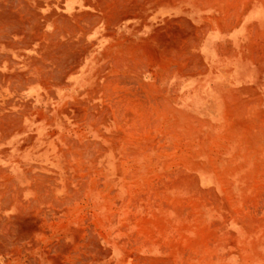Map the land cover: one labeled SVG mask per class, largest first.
<instances>
[{
    "label": "rangeland",
    "instance_id": "374dc122",
    "mask_svg": "<svg viewBox=\"0 0 264 264\" xmlns=\"http://www.w3.org/2000/svg\"><path fill=\"white\" fill-rule=\"evenodd\" d=\"M76 1L1 70L0 264H264V0Z\"/></svg>",
    "mask_w": 264,
    "mask_h": 264
},
{
    "label": "bare ground",
    "instance_id": "6f19581e",
    "mask_svg": "<svg viewBox=\"0 0 264 264\" xmlns=\"http://www.w3.org/2000/svg\"><path fill=\"white\" fill-rule=\"evenodd\" d=\"M85 1V0H84ZM90 1V5L92 3V0ZM107 1L105 3H108V0H102ZM111 1V0H110ZM116 1V0H114ZM203 1V0H202ZM67 0H0V90H2L4 87V85L6 83H10L11 80L10 78L14 77V73L11 77V75H8L7 73L4 74L1 70L2 68H7L10 69V71H15V63L17 58L22 55V52H32L34 51V49L36 48V46L40 47V51H44L45 48L43 47L45 44L44 42H42L41 38H37L38 35H40L42 33V30H44L45 28H48L49 26H56L58 24H60V26L67 25L66 22L69 23H73V22H78L82 19V16L84 13L82 14V6L80 7H75L76 12L72 15V16H65L64 14H59L57 13V11H59V9L63 7V4L66 3ZM77 3L79 2V0L76 1ZM99 2V1H98ZM119 2V1H118ZM132 2V1H131ZM144 2V1H143ZM205 2V1H204ZM81 3V2H80ZM82 4V3H81ZM96 4V3H95ZM94 4V5H95ZM101 4V3H98ZM104 4V3H102ZM111 4V3H110ZM142 4V3H141ZM86 5V4H85ZM105 5V4H104ZM103 5V6H104ZM129 5V4H128ZM101 6V5H99ZM127 6V5H126ZM125 6V7H126ZM140 6V5H139ZM96 7V6H94ZM64 8V7H63ZM97 8V7H96ZM101 8L102 7H98ZM97 8V10H98ZM104 8V7H103ZM100 9V10H101ZM127 9V8H126ZM99 10V11H100ZM137 10V9H136ZM102 12V11H101ZM61 13V12H60ZM63 13V12H62ZM88 13H90L88 11ZM149 15V14H148ZM69 16V17H68ZM59 19L62 20V22L64 23H60ZM106 19V18H105ZM174 20V19H173ZM84 21V20H83ZM99 21V20H98ZM43 22V23H41ZM41 23V24H40ZM102 23V22H101ZM76 26V25H75ZM67 27V26H66ZM51 30V29H50ZM181 30V29H180ZM92 31V30H91ZM89 31V32H91ZM95 31V30H94ZM171 32V31H170ZM56 33V32H55ZM173 34V33H172ZM49 35V34H48ZM55 35V34H54ZM86 35V34H85ZM88 35V34H87ZM182 35V34H181ZM179 35V37L181 36ZM51 36V35H49ZM177 36V34H176ZM61 38V37H60ZM85 38V36L83 37ZM158 38V37H157ZM161 38V36H160ZM46 39V38H45ZM53 39V38H52ZM73 40V38H70V40ZM80 39V38H79ZM166 39V38H165ZM48 40V39H47ZM49 42L50 39L48 40ZM162 42V39L160 40ZM41 42L44 44L42 45ZM68 42V40H67ZM74 42V41H73ZM173 42V41H172ZM70 43V42H69ZM68 44V43H67ZM71 44V43H70ZM179 44V43H178ZM49 45V44H48ZM176 45V44H175ZM50 46V45H49ZM52 46V45H51ZM62 46H65V44L63 43ZM76 46V45H75ZM79 46V45H77ZM35 47V48H34ZM48 47V46H47ZM50 48V47H48ZM47 48V49H48ZM74 48V47H73ZM144 48H146L144 46ZM64 49V48H63ZM66 49V48H65ZM69 50V49H68ZM146 50V49H145ZM64 53H59L61 55H65V50H63ZM89 51V50H88ZM66 52L67 49H66ZM71 52V51H70ZM86 52V51H85ZM170 53V52H168ZM46 54V53H45ZM71 54V53H70ZM78 54V55H77ZM76 56H83L79 55V53H77ZM165 54V53H164ZM181 54V53H180ZM45 56V55H42ZM50 54H47L46 57L44 58H49ZM32 58V57H31ZM35 58V57H33ZM43 58V57H42ZM80 58V57H79ZM176 58V57H175ZM36 59V58H35ZM34 59V60H35ZM65 59V58H64ZM83 59V58H82ZM49 60V59H48ZM51 60V59H50ZM75 61L79 60V59H74ZM52 61V60H51ZM67 59H65L63 62H66ZM40 62V61H38ZM55 62H57L55 60ZM79 62V61H78ZM53 63V62H52ZM61 63V62H60ZM120 63V62H119ZM33 64V61H32ZM56 64V63H54ZM117 64V63H115ZM60 64L58 63L56 66L58 67ZM121 65V64H120ZM48 66V65H47ZM118 66V64H117ZM61 67V66H60ZM106 67V66H105ZM115 67V66H114ZM56 68V67H55ZM53 68V70H55V72L57 71V68L55 69ZM75 68V67H74ZM73 70V69H72ZM75 70V69H74ZM36 71V70H35ZM51 71V70H50ZM70 71H67V75H69ZM9 73V72H8ZM53 73V72H52ZM71 74V73H70ZM66 75V74H65ZM66 77V76H65ZM65 77H63L65 79ZM23 78V77H22ZM63 80V79H62ZM69 80V79H68ZM60 82H64V81H60ZM59 83V82H58ZM97 87V86H96ZM22 88V87H21ZM12 89V88H11ZM19 92V91H18ZM95 92V91H94ZM13 101V100H11ZM250 105V104H249ZM107 107V106H106ZM67 111V110H66ZM108 112V111H107ZM22 120V119H21ZM23 122V121H22ZM3 129V128H2ZM16 130V129H15ZM15 132V131H14ZM32 140V139H31ZM56 178V177H54ZM46 181V180H45ZM11 188V187H10ZM6 189V188H5ZM3 192V191H2ZM18 192V191H17ZM18 194V193H17ZM1 196L3 195L2 193L0 194ZM3 197V196H2ZM20 197H18L19 199ZM53 199V198H52ZM11 204V203H10ZM12 205V204H11ZM25 206V205H24ZM8 207V206H7ZM10 207V206H9ZM8 209V208H7ZM22 209V208H21ZM20 209V210H21ZM34 212V211H33ZM20 213V211H19ZM31 214V213H30ZM22 217V216H21ZM24 217V216H23ZM17 218V217H16ZM1 219V218H0ZM2 220V219H1ZM2 223H0V228H2L3 224L5 223L3 220L0 221ZM6 223L7 220H6ZM10 223V224H9ZM7 225H12L11 222H9ZM14 224H18L17 222H15ZM13 224V225H14ZM5 225V224H4ZM21 225L18 224V226ZM5 227V228H4ZM3 228L6 230H9L10 227L4 226ZM1 229L4 231V229ZM8 228V229H6ZM13 230V229H12ZM18 230H20L18 233V235H23V233L25 234V236L30 235L33 232H36V227H32V226H25V225H21ZM14 231V230H13ZM2 232V231H1ZM7 233V231H6ZM1 236V235H0ZM6 237V236H5ZM4 237V238H5ZM6 239V238H5ZM18 239V238H17ZM34 242V241H33ZM35 243V242H34ZM1 246V244H0ZM3 247V246H2ZM3 250V249H2ZM4 251V250H3Z\"/></svg>",
    "mask_w": 264,
    "mask_h": 264
}]
</instances>
